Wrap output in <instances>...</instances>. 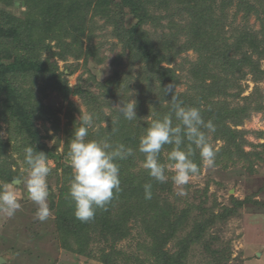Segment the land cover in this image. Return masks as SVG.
Segmentation results:
<instances>
[{"label": "trees", "instance_id": "trees-1", "mask_svg": "<svg viewBox=\"0 0 264 264\" xmlns=\"http://www.w3.org/2000/svg\"><path fill=\"white\" fill-rule=\"evenodd\" d=\"M127 14L136 19L134 25H126ZM96 20L106 26H97ZM107 26L128 52L129 63L118 59L114 75L102 84L94 82V90L71 88L59 62L102 63L96 41ZM263 63L264 0H0V183L27 175L23 150L32 146L56 166L48 177L56 182L48 201L56 238L66 251L101 264H190L197 247L208 256L206 264H233L230 252L224 255L214 248L220 240L214 232L218 223L239 216L250 199L230 196L229 206L218 212L216 201L212 206L203 199L179 201L171 178L159 183L142 167L144 154L138 146L151 120L170 112L172 93L164 89L172 85L184 106L200 108L204 120L215 124L210 134L214 168L242 162L253 171L254 163L264 160L257 151H264V144H250L245 138L250 132L240 128L253 114L264 113ZM247 81L254 89L245 95ZM25 83L36 88L32 94ZM47 92L64 100L81 98L95 116L88 139L110 137L134 149L132 157L119 162L121 191L89 222L78 220L65 198L72 174L68 144L79 126L77 108L68 106L62 153L59 137L50 148L45 140L53 137L48 129L43 133L39 121L44 128L52 121L54 136L61 128L57 114L43 103ZM128 98L137 102L138 120L127 121L117 111ZM257 138H264V132ZM247 145L253 150L246 152ZM171 147L162 150V163H168ZM194 159L201 164L199 150ZM202 170L201 165L199 175ZM145 183L152 184L151 199H145ZM124 241L130 243L126 250L119 248Z\"/></svg>", "mask_w": 264, "mask_h": 264}, {"label": "rangeland", "instance_id": "rangeland-1", "mask_svg": "<svg viewBox=\"0 0 264 264\" xmlns=\"http://www.w3.org/2000/svg\"><path fill=\"white\" fill-rule=\"evenodd\" d=\"M128 11L125 10L126 13ZM15 12L19 13L18 8L15 9ZM96 21L97 26H106L104 21ZM135 23L136 19L127 14L126 25L132 26ZM250 23L259 27L255 17H251ZM112 28V26H107L103 32L100 31L99 39L96 41L102 47L98 56L103 60L102 63L90 61L86 64L84 59L76 61L71 58L67 64L70 68H66L65 63L59 62L60 70L71 88L80 85L84 89L92 88L94 90V85H92L94 82L102 84L114 75L115 63L118 59H122L127 66L129 63L127 61L128 52H124L119 39L113 37ZM188 56L193 58L194 53L189 52ZM137 69L138 67L135 68L136 71ZM27 84H23L24 89L26 88V91L32 94L31 90L36 88H33L30 83ZM244 84L246 85L245 95H248L254 89V83L247 81ZM184 88L183 85L180 89L184 90ZM261 89L264 91V83L261 84ZM43 103L57 114L56 119L60 122L61 131L58 136H54L52 121L46 123V128L43 126V121H39L38 126L43 133H46L45 130L48 129V135L53 137L51 140H45L50 148L54 146L58 137L61 138L59 151L62 153L69 104L73 103L77 108L74 115L78 122L81 112L87 111V108L79 96L72 95L68 100H64L57 92H47ZM240 129L250 132L245 135L250 144H264V138H257L259 132H264V113L253 114ZM2 135L5 137V131ZM220 146L221 143L218 142L216 148L218 149ZM251 150H253L251 145L245 146L246 152ZM257 151L262 152L264 158V151L261 149H257ZM254 164V169L251 172L246 168L249 163L242 162L235 166H229L228 169L203 167L202 174L194 177L185 186L187 192L185 196L177 195L178 189L176 186L174 187L175 195L179 201L199 203V200L203 199L209 201V206H212L216 201L218 202L217 212L223 206H229L230 196H236L240 200L250 199L249 204L240 210L239 216L224 223H218L219 229L214 232H217L216 234L220 238L213 245L214 248L220 249L224 255L230 252L233 264H264V160ZM51 165L52 168L56 167L53 162ZM48 184L49 191L56 189V182L53 178L48 181ZM207 187L209 190L206 195ZM16 188L20 193L21 209L10 218L0 214V260L4 261L1 264H101L99 260L88 259L66 251L56 238L53 212L51 211V216L47 221L40 222L35 218L37 205L28 198L24 184H19ZM129 245L128 241H124L119 245V248L126 250ZM194 250L190 264H206L208 256L202 254L201 248L195 247Z\"/></svg>", "mask_w": 264, "mask_h": 264}, {"label": "clouds", "instance_id": "clouds-1", "mask_svg": "<svg viewBox=\"0 0 264 264\" xmlns=\"http://www.w3.org/2000/svg\"><path fill=\"white\" fill-rule=\"evenodd\" d=\"M172 93L171 110L168 114L151 120L140 138L138 151L144 154L142 167L148 175L159 183L171 178L178 189L177 195L185 196V186L197 177L203 167L216 166V151L210 140L216 126L205 121L200 108L184 106L172 85L164 89ZM130 95L129 97H131ZM137 102L128 98L122 101L117 111L127 121L138 120ZM174 120L176 123H174ZM95 128V116L84 111L79 117V126L75 127L68 144V158L72 168L66 200L74 206V215L81 222L94 219L98 209H107V205L121 191L120 163L134 155V149L123 143H114L110 137L88 139L89 130ZM166 145L168 163L161 162V153ZM199 150L201 164L195 162ZM24 163L27 176L11 182L0 183V214L13 217L21 209L18 184H24L28 198L37 205L35 218L45 222L51 216L48 205L50 195L48 177L52 165L43 151L32 146L24 148ZM171 172L169 177L167 173ZM145 199L152 198V184H144Z\"/></svg>", "mask_w": 264, "mask_h": 264}, {"label": "water", "instance_id": "water-1", "mask_svg": "<svg viewBox=\"0 0 264 264\" xmlns=\"http://www.w3.org/2000/svg\"><path fill=\"white\" fill-rule=\"evenodd\" d=\"M18 185H19V184H18ZM1 263H4V261H3V260H0V264H1Z\"/></svg>", "mask_w": 264, "mask_h": 264}]
</instances>
